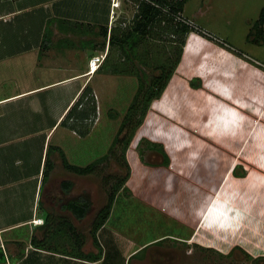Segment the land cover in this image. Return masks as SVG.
<instances>
[{
  "label": "rangeland",
  "instance_id": "rangeland-1",
  "mask_svg": "<svg viewBox=\"0 0 264 264\" xmlns=\"http://www.w3.org/2000/svg\"><path fill=\"white\" fill-rule=\"evenodd\" d=\"M32 1L13 3L10 0V5L13 8ZM71 1L66 0V3ZM110 4L113 29L120 21L125 23L121 24L122 27L128 25L137 12V4L133 0H110ZM262 7L264 0H189L183 16L228 43L233 49L229 51L235 57L252 65L242 57L243 53L264 65V34L257 36L253 30ZM92 10L88 6L83 11L88 14ZM108 10L106 5L107 16ZM18 19H24V16ZM32 26L33 23L25 30ZM55 28L65 38L56 41L61 47L59 58L54 63L52 60L53 67L47 69H80V53L86 48L85 37L91 28L53 18L44 24L47 33ZM94 30L101 36L99 28ZM163 43V47H159L168 53L167 57L172 49ZM142 49L138 47V52L143 55ZM125 56L127 59L123 56L112 59L114 66H142L148 67L145 69L147 74L151 72L154 61L151 58L153 63L150 62L148 54L144 57L150 66H140L136 59L131 60L128 53ZM68 64L76 67H62ZM187 64L188 61L169 81L163 95L152 101L142 125L135 131L125 151L124 161L129 165L130 176L116 196L108 221L97 232L102 250L100 263L64 261L44 254L43 250L68 259L74 252L70 249L74 244L72 234L63 224L56 227L61 220H54L56 222L51 228L44 227L34 237L44 239L39 254L33 252V236L28 226L13 227L0 233L2 245L7 246V242L14 239L23 242L24 246L17 256H12L17 250L13 248L6 261L0 244V264H254L251 259H244L242 250L252 258L264 257V67L253 65L234 80L217 81L202 77L200 83L194 75L203 73V67H188ZM110 66L111 61L108 60L105 67ZM231 74L238 75L237 72ZM14 81L17 82L13 73L2 74L0 90L11 91ZM19 81H24L21 85L28 88L27 77L19 78ZM193 82L197 89L193 88ZM257 83L260 87L254 85ZM137 86L136 77L132 75L107 73L90 81L88 87L94 103L89 104V100L84 98L81 109L91 113L94 106L95 114L77 125L86 134L82 136L62 125L53 130L50 158L54 167L41 195L34 198L29 186L1 189L0 225L31 215L33 203L36 207L41 204V208L54 217L73 221L70 215L58 212L60 202L87 194L90 211L83 220L74 219L73 228L83 237L82 251L85 254L97 253L90 236L91 224L107 201L109 186L127 172L120 145L115 146L110 154L108 152ZM68 90L67 87H51L36 95L41 100L46 118L49 110L52 114L60 113ZM22 104L17 114L13 112L17 109L2 106L4 116L0 119V126L12 127L16 122L29 119V106ZM36 124L35 129L39 126ZM24 130L28 132L30 129ZM38 140L34 139L32 143ZM10 145L0 149V156L1 153H12V157L0 167L2 180L3 176L8 180L22 172L38 154L20 153L17 156L14 149L28 147L29 143ZM55 146H61L71 165L80 167L105 153L109 156L97 166L95 173L76 176L63 168L59 153L53 151ZM164 155L168 158L167 166L162 164ZM65 180L74 184L68 194L60 189L61 182ZM164 234L184 235L185 242L183 239H163L160 244H153ZM232 250V256L226 257ZM127 254L131 256L126 257Z\"/></svg>",
  "mask_w": 264,
  "mask_h": 264
},
{
  "label": "crops",
  "instance_id": "crops-1",
  "mask_svg": "<svg viewBox=\"0 0 264 264\" xmlns=\"http://www.w3.org/2000/svg\"><path fill=\"white\" fill-rule=\"evenodd\" d=\"M11 1L13 3L17 1L18 3L22 0ZM84 4L86 5L84 6ZM106 5H108L109 9L108 16L105 15ZM88 6L92 7L93 10L92 12L86 14L83 10ZM110 9V0H97L85 3L84 1L73 0L68 2V4L66 3V0H34L30 3L20 4L13 8L10 5V0H0V79H2V74L11 72L13 73L14 79L17 80V82L14 81V88L11 91H7L5 88L4 90H0V119L4 116L3 111L1 110L2 106L3 108L10 107V110L17 109V111H13L17 114L19 111L18 108L21 105L23 106L22 103H25L28 104L30 111L29 119H23L21 122H16L12 127L11 125L6 124L5 126H0V149L7 148V146L10 144V146H12L22 143H29L28 147L14 149V153H16L17 156L20 153H28L30 156L33 152L38 153L37 157L30 161L24 167L23 171L14 175L13 178L4 180L3 176L2 180V175H0V192L2 191L1 189L4 188L19 189V186H29V192L32 193L33 191L34 198H36L38 194L39 196L41 195L45 183L42 181V171L47 150L46 147L50 146V141L52 138L51 134L53 133V130H57L60 121L62 120L68 108L76 101L81 93L82 88L88 86L90 81L92 82L94 78H97L100 76V74H103L101 73L100 67L103 66L105 60L95 73L88 72V61L91 59V57L100 56L105 52L108 53V39L110 30L112 29ZM22 16H24V19H18ZM52 18L60 20L64 19L67 22H73L79 25H87L89 28H91L88 36L85 37L86 48L84 50L82 49L83 51L80 53V59L82 62V66H79L81 67L80 69L69 68L68 70L66 69L62 71L47 69V67H53L51 66L52 60L54 63L55 61H58L59 58L58 54H60V52L58 53V51L61 47L58 46L56 41L60 38H65V36H62L61 32H58L56 29L58 27L57 25L55 26L56 28L52 30V32L47 33L46 29H44V24L46 21ZM32 23L33 26L31 29L25 30V27L28 25L30 26ZM121 24L123 25L125 23L121 22ZM94 28H99L101 36L97 34V31L94 30ZM72 56L73 55H70V57ZM187 61L188 67H203L201 69L203 73L194 75V79L198 80L200 83V78L202 79V77L213 78L217 81H224V79L227 78L234 80L236 76L246 72L245 70H249L250 67H253L254 65H251L250 63L235 57L230 53L229 50H224L218 45L216 46L212 44L205 38L193 32L188 33L185 37L180 62L170 80L176 76V72L179 71L180 67L184 66ZM62 67L76 66H70L68 64L67 66ZM208 67L211 68L208 69ZM215 67H217V69H215ZM234 72H237L238 75L234 74L231 76V73ZM22 77H27L28 88H25L23 85H21L25 81L24 80L22 83H20L19 78ZM194 83L195 82H193V84ZM254 85L260 87L259 83ZM51 87H67L69 90L66 95V101L60 113L52 114V111L49 110L50 112L48 111L46 118V115H43L41 100L37 98L36 95L41 91ZM196 87L197 85L193 88ZM27 99L28 102H26ZM42 117L45 118L44 121L42 120ZM36 122L38 123L36 124ZM35 124H39L37 129L34 128L36 127ZM24 129L30 130L26 132ZM9 135L12 136L9 138ZM39 137H42L43 139ZM34 139L39 140L33 141L32 143V140ZM55 147H59L62 150L61 146ZM1 155L0 167L3 166V162H7V160L12 157V153L7 155L1 153ZM5 166L6 163L4 167ZM0 203H2L1 197ZM59 207L60 208L58 212L60 214L64 215L66 213L73 218L70 212L62 209L61 204H59ZM23 211L22 214H24ZM47 214L51 213L45 209H42L41 204L36 207L33 203L31 207V215H25L23 218L17 219L16 221L14 220L10 223L3 222L0 225V233L13 227L28 226L34 238L36 233H41L43 231L42 229L45 225H33L31 221L36 218H41L43 221H45ZM70 221V219L66 218V224H70L73 227V223L75 221L74 218L73 221ZM179 235L182 237L174 236L172 234H164L160 238H157V241L162 239L181 241V239H183L185 242L183 237L184 235ZM34 239L36 242L43 240L42 237L40 239ZM19 242L20 241L18 240L11 239L7 242V246H5V244L2 245L0 241V244L2 245V254L6 261L10 253H13V248H17V250L12 256L20 255L19 250L24 246L22 245L23 242H20V245L18 244ZM68 247L69 246L67 245L66 248ZM142 247H144V245ZM33 252H37L39 254L42 252V248H35ZM43 253L55 256V258H60L64 261L76 260L80 262H88L72 257H68V259H66V256L45 252L44 250ZM127 256L131 255L127 254L126 257ZM97 262L100 263V260Z\"/></svg>",
  "mask_w": 264,
  "mask_h": 264
},
{
  "label": "trees",
  "instance_id": "trees-1",
  "mask_svg": "<svg viewBox=\"0 0 264 264\" xmlns=\"http://www.w3.org/2000/svg\"><path fill=\"white\" fill-rule=\"evenodd\" d=\"M137 4V12L133 16V19L126 25L122 27L121 22L118 27L112 28L109 34V49L105 57V61L102 67H100L101 73L103 74H115V75H132L136 77L137 89L132 99L130 106L117 130V133L113 139L111 147L109 149V154L111 150L120 145L121 147V157L123 159L125 168L127 170L124 177L117 179L111 186H109L107 201L105 205L96 213L95 218L91 224L90 236L93 245L97 249L96 254H85L82 252L83 237L80 233L76 231L70 224H66V220L62 219L64 217H54L51 214H47L45 217V223H43L47 228H51L55 224L54 220H61L57 223V226L63 224L67 227V231L72 234V239L74 244L71 249L74 250L72 258L85 260L88 262H97L102 259V250L97 240V232L103 227V225L108 221L113 205L116 201L117 194L123 189L126 181L130 176V168L125 160V151L127 150L130 140L132 139L135 131L139 126L142 125L145 116L150 108L152 101L157 100L163 94L165 88L167 87L176 67L178 66L182 54V48L184 46L185 37L188 33L193 32L194 29L189 27V25L178 21V17L183 16L184 6L189 0H133ZM123 23V22H122ZM264 7L261 8L258 19L254 23L253 30L257 36H262L264 34ZM120 29V30H117ZM116 33V34H115ZM163 44H169L172 52L167 56V52L161 51L160 47ZM161 43V45H159ZM139 48H144L142 53L138 52ZM146 48V49H145ZM154 49L150 51L151 49ZM118 53V54H117ZM128 53L132 56L131 60L136 59L139 65L150 66V63H146V54L150 57V62L152 59L154 61L151 72L147 74L145 71L148 67H117L114 66L112 59H118L122 57L127 59L125 56ZM163 57V60H162ZM165 57V58H164ZM111 58V59H110ZM152 58V59H151ZM111 61L110 67H105L107 61ZM109 68V70H108ZM155 72L157 74H155ZM195 86V85H194ZM91 89L86 86L76 99V101L68 108L59 125L68 128L69 130L78 131L80 135L84 136L86 133L80 131L77 127L79 121H85L89 119V116L95 114L94 106L91 107L92 112L89 113L83 107V100L86 98L89 100L87 103H94V99L91 96ZM94 116H92L93 118ZM50 146L47 147L44 167L42 171V181L46 182L54 164L51 160ZM53 151H56L60 155L61 163L63 168L68 172L76 176H87L95 173L97 166L100 163L105 162L108 158V153L97 158L92 163L80 167L76 165H71L63 151L59 147H53ZM163 154V153H162ZM164 166L168 165V158L164 155L163 162ZM73 183L71 181L65 180L61 182L60 189L64 194H68L73 188ZM63 210H67L77 221L83 220L89 213L91 208V203L88 200L87 194H81L71 199L62 200L60 202ZM67 232V233H68ZM163 241H156L154 244ZM43 242H36L32 237L31 244L35 248H42ZM160 244V243H159ZM145 249V248H144ZM143 249V250H144ZM203 251L212 252L211 250L204 249ZM140 252V251H139ZM138 252V253H139ZM244 259H251L253 263L264 264V257L252 258L245 251H241ZM136 253V254H138ZM233 250L228 253L226 257H231ZM135 254V255H136ZM133 255L132 257H135ZM137 256V255H136ZM3 257V254H2ZM130 257V259L132 258Z\"/></svg>",
  "mask_w": 264,
  "mask_h": 264
},
{
  "label": "built area",
  "instance_id": "built-area-1",
  "mask_svg": "<svg viewBox=\"0 0 264 264\" xmlns=\"http://www.w3.org/2000/svg\"><path fill=\"white\" fill-rule=\"evenodd\" d=\"M114 5L115 4H113L112 6H114ZM177 20L189 25V27L194 29L193 33H196L197 35H199L205 39L207 38L206 40H208L209 42L214 43V44H216L220 47H223L227 50H231V51L233 50L232 47H230L228 45V43H226L225 41H223L221 39H218V38L212 36L210 33L206 32L204 30H202L200 27L195 25L192 21L188 20L185 16L178 17ZM106 54L107 53L105 52L104 54H102L100 56L91 57V59L88 61V72L95 73L99 69L102 62L105 60ZM242 57L244 59H247L249 62H251L252 64H254L256 66L264 67L263 64L259 63L258 61L252 59L251 57H249L247 55H244L243 53H242ZM31 223L33 225L39 226V225H43L44 221L41 218H36V219H33L31 221Z\"/></svg>",
  "mask_w": 264,
  "mask_h": 264
},
{
  "label": "bare ground",
  "instance_id": "bare-ground-1",
  "mask_svg": "<svg viewBox=\"0 0 264 264\" xmlns=\"http://www.w3.org/2000/svg\"><path fill=\"white\" fill-rule=\"evenodd\" d=\"M114 7H118V5H114Z\"/></svg>",
  "mask_w": 264,
  "mask_h": 264
}]
</instances>
